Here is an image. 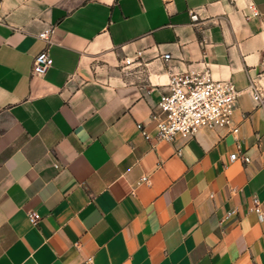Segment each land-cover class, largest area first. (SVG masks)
I'll list each match as a JSON object with an SVG mask.
<instances>
[{
	"label": "crops",
	"instance_id": "0c3cea01",
	"mask_svg": "<svg viewBox=\"0 0 264 264\" xmlns=\"http://www.w3.org/2000/svg\"><path fill=\"white\" fill-rule=\"evenodd\" d=\"M1 18L0 264H264V0H3ZM206 68L240 91L232 124L157 140L171 76Z\"/></svg>",
	"mask_w": 264,
	"mask_h": 264
},
{
	"label": "built area",
	"instance_id": "2783aa9c",
	"mask_svg": "<svg viewBox=\"0 0 264 264\" xmlns=\"http://www.w3.org/2000/svg\"><path fill=\"white\" fill-rule=\"evenodd\" d=\"M237 1V0H230ZM3 0H0V22ZM251 12L246 13V19L259 16L260 12L254 4L250 5ZM194 23L199 19L196 12H191ZM54 29L49 27L38 34V38L46 43V48L42 50L34 59L32 73L43 76L52 65V57L49 48L52 44ZM141 55V52H138ZM163 58L169 59L170 54L166 53ZM124 62L130 64L132 58L126 57ZM253 99L258 105L264 107V92L255 84L250 83ZM240 91L230 80H221L213 77L210 68L203 72L194 71L173 74L169 82V91L163 94L158 103L159 112H153L152 119L156 121V138L160 141L174 142L177 138H190L196 135L202 127L218 128L227 127L232 124L233 113ZM143 136L150 139V134L144 130L142 124H138ZM239 128H233L237 133ZM237 154H232L231 158L236 159ZM245 161L249 159L244 158ZM151 184L149 176H143L138 184ZM248 212H256L264 220V211L260 207L257 198L253 199V204L248 208ZM38 214L31 212L30 221L33 224L38 222Z\"/></svg>",
	"mask_w": 264,
	"mask_h": 264
}]
</instances>
